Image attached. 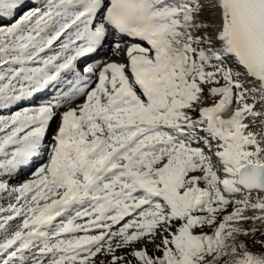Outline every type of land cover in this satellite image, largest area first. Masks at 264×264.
Masks as SVG:
<instances>
[{
    "label": "snow or ice",
    "instance_id": "snow-or-ice-1",
    "mask_svg": "<svg viewBox=\"0 0 264 264\" xmlns=\"http://www.w3.org/2000/svg\"><path fill=\"white\" fill-rule=\"evenodd\" d=\"M0 201V264H264V0H0Z\"/></svg>",
    "mask_w": 264,
    "mask_h": 264
},
{
    "label": "bare ground",
    "instance_id": "bare-ground-1",
    "mask_svg": "<svg viewBox=\"0 0 264 264\" xmlns=\"http://www.w3.org/2000/svg\"><path fill=\"white\" fill-rule=\"evenodd\" d=\"M213 18H215V17H213ZM126 46V45H125ZM111 59L112 60H119L120 62H124V58L122 57V59H117V56H115V55H112L111 56ZM80 103H82L83 101H79ZM46 158V157H45ZM32 167H29V168H26V169H24V170H22L18 175H16L12 180H11V182H16L17 180H19V179H23L24 180V178L26 177L27 178V175L28 174H30L31 175V172H32ZM21 181V180H20ZM249 215H253L254 213H252V212H249L248 213ZM248 226H254V227H256V228H260V229H264V224H261V223H259V222H257L255 225H246V227H248Z\"/></svg>",
    "mask_w": 264,
    "mask_h": 264
},
{
    "label": "rangeland",
    "instance_id": "rangeland-1",
    "mask_svg": "<svg viewBox=\"0 0 264 264\" xmlns=\"http://www.w3.org/2000/svg\"><path fill=\"white\" fill-rule=\"evenodd\" d=\"M117 59H122V57H117ZM211 103V99H208L207 101H206V104H210ZM46 159V158H45ZM32 178V176L30 175V174H28L27 175V178L25 177L24 178V180L21 178V179H19V180H17L16 182H10L11 184H13V185H17V184H19V183H23V182H25L26 180H28V179H31ZM21 180V181H20ZM0 203H3V201H0ZM229 210H231V209H229ZM210 231V230H209Z\"/></svg>",
    "mask_w": 264,
    "mask_h": 264
}]
</instances>
